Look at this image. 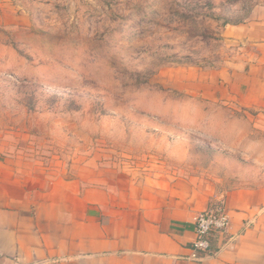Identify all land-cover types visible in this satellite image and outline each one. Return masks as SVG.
Returning a JSON list of instances; mask_svg holds the SVG:
<instances>
[{
    "label": "rangeland",
    "instance_id": "rangeland-1",
    "mask_svg": "<svg viewBox=\"0 0 264 264\" xmlns=\"http://www.w3.org/2000/svg\"><path fill=\"white\" fill-rule=\"evenodd\" d=\"M263 2L0 0V157L47 185L196 199V165L221 176L256 133L226 77Z\"/></svg>",
    "mask_w": 264,
    "mask_h": 264
},
{
    "label": "crops",
    "instance_id": "crops-1",
    "mask_svg": "<svg viewBox=\"0 0 264 264\" xmlns=\"http://www.w3.org/2000/svg\"><path fill=\"white\" fill-rule=\"evenodd\" d=\"M241 26L240 69L226 81L240 74V87L233 83L240 105L257 113L249 126L256 133L250 128L233 140L242 143L239 166L218 176L211 164L196 165V199L168 191L123 199L67 178L47 185L35 171L26 180L24 164L1 156L0 264H264V2ZM217 201L228 228L213 234L208 256L184 258L194 217Z\"/></svg>",
    "mask_w": 264,
    "mask_h": 264
},
{
    "label": "built area",
    "instance_id": "built-area-1",
    "mask_svg": "<svg viewBox=\"0 0 264 264\" xmlns=\"http://www.w3.org/2000/svg\"><path fill=\"white\" fill-rule=\"evenodd\" d=\"M230 218L222 201L212 203L194 217V238L188 247L189 254L184 258L198 260L211 251V237L216 232H224Z\"/></svg>",
    "mask_w": 264,
    "mask_h": 264
},
{
    "label": "trees",
    "instance_id": "trees-1",
    "mask_svg": "<svg viewBox=\"0 0 264 264\" xmlns=\"http://www.w3.org/2000/svg\"><path fill=\"white\" fill-rule=\"evenodd\" d=\"M238 22H240V21H238Z\"/></svg>",
    "mask_w": 264,
    "mask_h": 264
}]
</instances>
